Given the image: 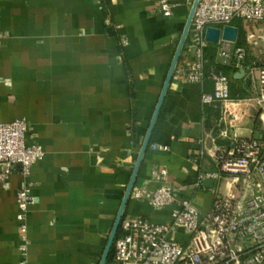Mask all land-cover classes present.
Wrapping results in <instances>:
<instances>
[{
  "label": "crops",
  "instance_id": "crops-1",
  "mask_svg": "<svg viewBox=\"0 0 264 264\" xmlns=\"http://www.w3.org/2000/svg\"><path fill=\"white\" fill-rule=\"evenodd\" d=\"M159 1L0 0V123L26 118L27 141L44 151L28 176L16 167L0 178V264L21 260L15 194L25 183L27 264H99L194 0H167L169 15ZM194 40L188 32L175 68L193 60ZM230 86L233 99L255 92L246 73ZM212 88L210 77L172 73L132 187L154 189L150 172L164 167L177 198L210 207L215 182H198L214 169L205 150L227 144L220 102L201 101ZM238 115L230 132L259 134L257 112ZM170 209L128 195L122 214L165 222Z\"/></svg>",
  "mask_w": 264,
  "mask_h": 264
},
{
  "label": "built area",
  "instance_id": "built-area-1",
  "mask_svg": "<svg viewBox=\"0 0 264 264\" xmlns=\"http://www.w3.org/2000/svg\"><path fill=\"white\" fill-rule=\"evenodd\" d=\"M159 6L164 15L170 14L167 0H160ZM235 19L264 21V0H197L187 31L195 36L193 60L180 69L175 64L173 69L183 81L201 84L205 79L204 50L212 44L217 62L243 68L244 74L255 82L251 97L233 99L229 78L220 72L212 73V91L201 96L203 103L220 102L223 127L219 137L227 140V144H214L211 152L205 150L214 169L199 176L198 182L203 177L215 182L210 207L200 214L190 199L174 195L167 183L166 168H153L151 177L159 184L154 189L132 187L129 195L156 208L171 206L169 219L152 222L140 215L122 214L109 264H264V65L256 66L253 60L244 63L248 46L259 44L264 53V27L258 29L259 33H246L245 45L220 36L217 43H210L204 37L207 27L234 26ZM251 111L257 112L259 134L240 136L229 131L237 114L242 118ZM31 130L24 117L0 123V164L4 166L0 178L16 167L26 177L31 166L43 158L41 145L27 141ZM152 147L167 149L166 145ZM15 199L21 238L19 264H27L25 220L34 203L29 184L16 191ZM174 230H179L182 238H172Z\"/></svg>",
  "mask_w": 264,
  "mask_h": 264
},
{
  "label": "water",
  "instance_id": "water-1",
  "mask_svg": "<svg viewBox=\"0 0 264 264\" xmlns=\"http://www.w3.org/2000/svg\"><path fill=\"white\" fill-rule=\"evenodd\" d=\"M196 2L197 0H194L193 1V4L191 6V9H190V12H189V15H188V18H187V21L185 23V26H184V29L182 31V34H181V37H180V40L178 42V45L176 47V50H175V53H174V56L172 58V61H171V64H170V67H169V70H168V73H167V76L165 78V82H164V85H163V88H162V91H161V94L159 96V99H158V102L156 104V107H155V110H154V113H153V116H152V119L150 121V124H149V127H148V130H147V133L145 135V138L143 140V143H142V146H141V149H140V152H139V155H138V158L136 160V164L134 166V169L132 171V174H131V177H130V180L128 182V185L126 187V190H125V194H124V197L122 199V202L120 204V207H119V210L117 212V215H116V218L114 220V223L112 225V228H111V231H110V234H109V237H108V240H107V243H106V246L104 248V251H103V254L101 256V259L99 261V264H104L105 261H106V258L108 256V253H109V250H110V247H111V244H112V241H113V238H114V235L116 233V230H117V227H118V223H119V220L121 218V215H122V212H123V208H124V205L127 201V198H128V195L130 193V190H131V187H132V183H133V180H134V176L136 174V170H137V167H138V164H139V161L141 159V156L146 148V145L148 143V139H149V134H150V131H151V128H152V125L154 123V120H155V117L157 115V112H158V109H159V106H160V103L162 101V98H163V95H164V92H165V89H166V86L171 78V75L173 73V69H174V66L177 62V58H178V55H179V52H180V49L182 47V44H183V41L185 39V36L187 34V31H188V27H189V24H190V21H191V17H192V14H193V11H194V8H195V5H196ZM237 35H238V28L236 26H232V25H226V26H223L222 29L218 28V27H207L205 29V40L210 42V43H217L218 40H219V36L221 37L222 40H226V41H231V42H235L236 39H237ZM244 76V69L243 68H239L234 74H233V77L235 79H241L243 78Z\"/></svg>",
  "mask_w": 264,
  "mask_h": 264
},
{
  "label": "trees",
  "instance_id": "trees-1",
  "mask_svg": "<svg viewBox=\"0 0 264 264\" xmlns=\"http://www.w3.org/2000/svg\"><path fill=\"white\" fill-rule=\"evenodd\" d=\"M235 20H238V19H235ZM235 20L232 22V24L238 28L236 45H243L244 44V40L242 39L243 32L240 30L238 25L235 24ZM204 53H205V59H206V63L204 66L205 79H207L208 77L211 78L212 73L220 72L222 74H225L229 78L230 96L231 98H236L233 90L231 89L230 82L235 80L233 78V74L236 72L237 68H235L231 64L227 65V64H221L220 62H217L215 60V46L212 44L207 45V47L204 50ZM111 255H112V251L110 250L106 258L105 264H109L111 260Z\"/></svg>",
  "mask_w": 264,
  "mask_h": 264
},
{
  "label": "rangeland",
  "instance_id": "rangeland-1",
  "mask_svg": "<svg viewBox=\"0 0 264 264\" xmlns=\"http://www.w3.org/2000/svg\"><path fill=\"white\" fill-rule=\"evenodd\" d=\"M235 24H237L240 30L243 32V35H242V39L244 40L243 45L246 44L245 43L246 33L248 32L259 33L260 31H258V29H262L264 27V21H247V20L238 19V20H235ZM246 60H249V61L253 60L256 66L264 65V53L261 51V47L259 44L256 46L254 45L248 46V56ZM235 101H238V100H235ZM231 106H233L236 109L239 108V106H234V105H231ZM256 117H257L256 119L258 120L257 115ZM112 249H113V243L111 244V247H110L111 251Z\"/></svg>",
  "mask_w": 264,
  "mask_h": 264
}]
</instances>
